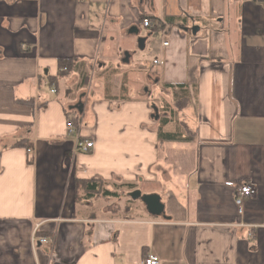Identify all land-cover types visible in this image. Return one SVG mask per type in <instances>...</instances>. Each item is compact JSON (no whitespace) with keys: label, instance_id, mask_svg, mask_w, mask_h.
Wrapping results in <instances>:
<instances>
[{"label":"crops","instance_id":"0c3cea01","mask_svg":"<svg viewBox=\"0 0 264 264\" xmlns=\"http://www.w3.org/2000/svg\"><path fill=\"white\" fill-rule=\"evenodd\" d=\"M74 117L86 153L67 134ZM167 150L194 164L182 174ZM83 180L121 197L88 199ZM229 182L255 188L242 215ZM149 256L264 264V0H0V264Z\"/></svg>","mask_w":264,"mask_h":264},{"label":"trees","instance_id":"16d2710c","mask_svg":"<svg viewBox=\"0 0 264 264\" xmlns=\"http://www.w3.org/2000/svg\"><path fill=\"white\" fill-rule=\"evenodd\" d=\"M72 61L70 60H60L59 66H60V73L59 75H67L72 68ZM66 69V71H64ZM185 99L182 97L177 98L175 100L176 107L178 109L183 108V103ZM73 122L78 125V117L72 118ZM159 140L162 142H171V143H184L186 139H183L182 135L179 133H173V134H163L161 130H159ZM20 146H26L29 147L25 143H20ZM191 160V161H190ZM166 161L170 164H172L175 168L180 169L181 173L183 174V168H185L188 165H193L194 164V157L192 151L188 150H167L166 151ZM76 184H83L86 187V193H88L89 197L88 199L94 198L96 195L101 194L103 198H116L118 199L121 197V195L118 192L115 191H99L97 190V183L95 181H78ZM148 185V182H144L140 185H132V184H127L126 186L122 187H127L129 190L134 191L135 188L140 186L142 189H147L146 186Z\"/></svg>","mask_w":264,"mask_h":264},{"label":"built area","instance_id":"2783aa9c","mask_svg":"<svg viewBox=\"0 0 264 264\" xmlns=\"http://www.w3.org/2000/svg\"><path fill=\"white\" fill-rule=\"evenodd\" d=\"M143 26L145 28H151L154 26V23L149 19L146 18L143 20ZM164 47L168 46L167 42H164L163 44ZM155 65H161L162 63L159 61H155L154 62ZM64 71H66V69H64ZM52 94L56 93V89H52L51 90ZM79 120V118H78ZM78 125H76L73 122V119L70 118L67 121V134L69 137L73 138L75 141V148L77 152H88L90 149H92L94 147V143L93 142H89L83 139L82 134L80 129L82 128V124L80 122V120L78 121ZM28 152H32L31 149L28 150ZM228 187H232L235 191H236V205L238 207V212L240 215L243 214L244 212V204L247 200L253 198V196L255 195V188L252 184L249 183H232L229 182L226 184ZM36 241H38V243L40 245H52L54 240L52 238L49 237H40L38 238ZM144 264H159V259L155 256H149L145 261Z\"/></svg>","mask_w":264,"mask_h":264},{"label":"water","instance_id":"95a60500","mask_svg":"<svg viewBox=\"0 0 264 264\" xmlns=\"http://www.w3.org/2000/svg\"><path fill=\"white\" fill-rule=\"evenodd\" d=\"M198 31H199L198 27H195L192 29V32L194 34H196ZM135 32L138 34V31H135ZM145 41H146L145 39H142L139 41L141 44V49L144 47L143 45H144ZM126 56H127V59H126V62H127L129 54L127 53ZM74 108L76 110H78L80 113H82L84 106H83V104H79L78 106H76ZM155 112H156V119H158V117H157L158 110L156 109ZM130 195H131V198L134 200L141 198L143 204L146 206L148 213L152 216H161L165 211V205L162 203V201H161L162 198L159 195L154 194V195L142 196L140 191H135V192L131 193Z\"/></svg>","mask_w":264,"mask_h":264},{"label":"rangeland","instance_id":"374dc122","mask_svg":"<svg viewBox=\"0 0 264 264\" xmlns=\"http://www.w3.org/2000/svg\"><path fill=\"white\" fill-rule=\"evenodd\" d=\"M136 57H134V59L137 58H141L142 56H145V54L143 53V51L139 50V48H137L136 53H135ZM169 105V104H168ZM187 147V146H185ZM164 197V196H163ZM138 200H142V199H138ZM164 201H166V198L163 199ZM128 199L125 198V202L127 203ZM166 214V213H165Z\"/></svg>","mask_w":264,"mask_h":264}]
</instances>
